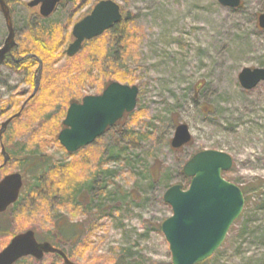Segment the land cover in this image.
<instances>
[{
  "label": "rangeland",
  "instance_id": "1",
  "mask_svg": "<svg viewBox=\"0 0 264 264\" xmlns=\"http://www.w3.org/2000/svg\"><path fill=\"white\" fill-rule=\"evenodd\" d=\"M30 1L11 6L14 40L28 46V25L35 35L44 28L47 33L40 37L48 44L63 36L58 56L70 43L75 21L100 0L66 1L47 18L25 6ZM112 1L123 19L127 17V34L123 41L105 33L93 48L94 40L80 51L79 59L87 57L93 64L89 79L78 88L84 95L95 94L100 82L109 81L113 65L121 62L128 80L117 83L138 89L135 115L125 116L70 156L48 136L53 132L51 117L63 109L62 101L43 109L32 105L26 111L38 114L31 131L39 128L48 134L42 145H30V134L16 125L7 131L8 125L0 141V180L14 173L22 177L20 157L42 154L48 162L38 172L74 164L65 180L72 190L78 184L79 193L69 201L63 197L72 191L24 199L36 185L33 174L24 175L17 202L0 214V250L13 236L31 230L36 239L59 245L76 264H171L159 228L172 215L163 195L173 185L188 187L182 168L193 155L215 150L232 158L223 178L240 188L244 207L221 246L200 264H264V82L252 90H243L238 82L243 69H264V30L258 27L264 0H241L237 9L223 7L218 0ZM6 36L0 12V49ZM29 46L36 49L32 42ZM68 63L63 55L52 69L62 70ZM26 78V72L0 64V126L25 107L34 90ZM45 119L49 122L40 127ZM179 124L187 126L191 143L175 151L170 140ZM1 145L8 155L15 153L5 165ZM65 224L72 225L78 237L64 238L60 228ZM15 264L63 263L47 254L40 261L24 258Z\"/></svg>",
  "mask_w": 264,
  "mask_h": 264
},
{
  "label": "water",
  "instance_id": "2",
  "mask_svg": "<svg viewBox=\"0 0 264 264\" xmlns=\"http://www.w3.org/2000/svg\"><path fill=\"white\" fill-rule=\"evenodd\" d=\"M61 0H31L27 7L39 6V15L50 16ZM223 7L237 9L241 0H218ZM0 12L3 15L7 36L0 49V64L15 46V32L10 9L4 0H0ZM122 21L120 7L112 0L98 2L90 14L77 22L72 29L74 42L66 49L67 57L76 55L84 41L100 37ZM258 27L264 30V14L258 19ZM41 66H39L38 75ZM243 90H252L264 82V69H243L238 75ZM38 79L32 96L37 91ZM138 89L135 86L110 83L99 96H87L82 104H71L62 121V129L57 140L68 153L73 154L95 142L107 129L113 127L124 114L136 107ZM13 117L0 126V140ZM191 135L186 125L175 127L170 140L173 150L187 146ZM3 165L9 155L1 145ZM233 164L232 158L223 152L204 150L193 155L183 166L182 172L190 179L187 189L173 185L163 195V202L172 211V215L160 225V230L168 243L171 264H200L210 258L223 243L230 227L239 218L244 198L236 185L226 181L222 174L228 172ZM22 188V177L18 173L5 176L0 181V214L13 205ZM46 254H57L63 264L71 262L59 249L48 242H37L31 230L13 236L8 245L0 252V264H15L22 258L32 257L41 260Z\"/></svg>",
  "mask_w": 264,
  "mask_h": 264
},
{
  "label": "trees",
  "instance_id": "3",
  "mask_svg": "<svg viewBox=\"0 0 264 264\" xmlns=\"http://www.w3.org/2000/svg\"><path fill=\"white\" fill-rule=\"evenodd\" d=\"M6 4L11 8V6L15 3L18 2V0H4ZM66 1H74V0H62L61 4H63ZM241 6H242V1H241ZM240 6V8H241ZM12 15V14H11ZM33 27L28 25V30L25 33L26 37L29 39L27 40L28 46H23L21 45L19 48L13 49L12 50V60H7V66L17 72L24 71L26 72V82L34 88L35 86V77L38 74V63L40 61L41 64V70L39 73V85L37 89V93L34 94V96H28L27 99L24 101L25 102V107L23 109L18 108L17 105L15 106V109H17V114L18 112L20 115L18 118L12 119L11 123L8 126L7 131H10L13 126L17 127L19 126L18 129L21 131L28 133L31 135V143L30 145H34L35 141H37L36 145H42L44 143L45 136L48 134H45V132H42L41 129L36 128L33 131L32 130V122L37 117L38 114H32L30 116V113H26L28 107H31L32 105H36L40 107L42 105L45 107H51L53 104L58 103L59 100L62 101V106L63 109L60 110L58 115H55L53 118L51 117L52 123L50 125V128H53L52 135H48L49 137H52V142L58 144L57 141V136L59 131L62 129V120L65 117L67 107L69 106L70 103L78 101V95H80V91L78 86L82 81L85 79H89L88 76V68L92 69V64L89 62V59L86 57V59H79V54L80 52L73 56L72 58H67V60L70 61L65 68L62 70H53L52 67L54 63L60 59L64 54L63 50V55L58 54L56 56V51H59V48H61V44L63 43L62 39L59 38L58 42L56 40L52 44H48L43 41V39L40 37L41 35H45L47 32L44 28H42V33L40 34H33ZM110 34L111 36H117L122 38L123 41L125 39V35L127 34V17H124L122 22L116 26H114L111 30L106 32ZM32 37V38H31ZM70 38V37H69ZM33 39V40H32ZM96 39L93 42H86L84 43L82 50L86 48V46L90 43L93 45L95 43ZM32 42L33 45L36 47L35 48H30L29 43ZM126 43L124 42V46ZM93 51H91L90 54H92ZM115 64V63H114ZM121 62L116 63L113 65L114 68H112L111 73L107 74L109 77V81L102 83L100 82V85L98 87L97 93L101 92L107 84L114 82V81H123V80H128V73H126L123 69L122 66L120 65ZM95 65L100 69V64L95 63ZM101 71V70H100ZM131 81V80H130ZM78 88V89H77ZM8 109L3 106L1 109V113L7 112ZM39 111V110H38ZM14 114V115H15ZM13 115V116H14ZM135 113H132L128 116L134 117ZM127 116V115H126ZM47 122H49L48 119H45L42 121L40 124L41 126H46ZM12 127V128H11ZM45 128V127H44ZM43 128V129H44ZM60 129V130H59ZM47 133H51L47 131ZM130 134V132H128ZM3 138V135H2ZM191 143V142H190ZM190 145V144H189ZM26 146V145H24ZM59 146V144H58ZM29 147V146H28ZM60 147V146H59ZM26 148V147H25ZM31 149V148H29ZM61 150H63L60 147ZM64 151V150H63ZM180 151V150H177ZM15 154V153H14ZM14 154L10 153L9 157L11 161L14 158ZM20 157V160L24 162V167L22 171V177L26 174H33V178L36 180V185L32 187L30 192H27L26 195L24 196L25 198L28 197H40V199H46L48 194L50 193H56L63 191V193L67 194L68 191H72L65 195L63 197V201H69V199H75L76 194L79 193V186L78 184L74 185V190L71 189L70 185L66 183L67 179L69 176L72 175L71 169L74 166V164H65L61 166H56L55 168L52 169H47L46 171H41L38 172L39 169L43 168L46 163L48 162L46 160V156L39 154L35 155L30 158H24ZM183 175V174H182ZM187 182V186L189 185L190 180L188 178H185ZM62 184V187H61ZM20 199L19 201H21ZM62 200V199H61ZM18 204V203H17ZM160 228V225H159ZM62 230L64 238L66 236L71 237H78L76 235L77 231H74L73 226L69 224L62 225L60 228V231ZM38 242H49L53 244L54 246H58L54 244L50 239L43 238L42 240H38ZM58 257V256H56ZM31 258V257H27ZM33 259V258H31Z\"/></svg>",
  "mask_w": 264,
  "mask_h": 264
},
{
  "label": "flooded vegetation",
  "instance_id": "4",
  "mask_svg": "<svg viewBox=\"0 0 264 264\" xmlns=\"http://www.w3.org/2000/svg\"><path fill=\"white\" fill-rule=\"evenodd\" d=\"M61 1H62V0H61ZM100 1H102V0H100ZM100 1H98V2H100ZM98 2H95V4L98 3ZM59 5H61V2L58 4V6H59ZM25 6H27V3L25 4ZM28 8H29V7H28ZM9 9H10V15H11V8H9ZM32 10L37 11V13L39 14V6L33 7ZM90 12H91V11H90ZM90 12H89L88 14H85L83 17L77 19V20L75 21V23L73 24V26H72V28H71V31H70V36H69V37H70V38H69V40H70L69 42H70V43L67 45V47H68L71 43L74 42V38H73V36H72V29H73L74 25H75L77 22H79L80 20H82L84 17H86L87 15H89ZM11 19H12V24H13V16H12V15H11ZM28 24H29V23H28ZM29 26H31V25L29 24ZM13 27H14V26H13ZM14 32H15V31H14ZM107 32H108V31H107ZM86 42H87V41H84V42L82 43L81 50H82V47H83L84 43H86ZM21 44H22V41L19 42V40H16V39H15V46L11 49L9 56L7 55L6 58H5V60H4L3 63H1V64H5V65H7V64H6V63H7V60H10V59L12 60V59H13V58H12V50H13V49H16V48H19V47L21 46ZM2 46H3V45H2ZM1 48H2V47H1ZM66 49H67V48H65V50H64V52H65V56H66V58H70V57H67V55H66ZM81 50H80V51H81ZM80 51H79V52H80ZM79 52H78V53H79ZM38 76H39V75H38ZM36 79H38V77H35V79H34L35 82H36ZM109 84H110V83H109ZM109 84H107V86H108ZM107 86H106V87H107ZM106 87H105V88H106ZM105 88H104V89H105ZM104 89H103V90H104ZM103 90H102L101 92H99V93L96 92L95 94H86V95H84V94L81 92V93H80V96H79V98H78V101L70 103L69 106H70L71 104H73V103H75V104H80V105H81V104H82V101H83V99H84L85 97H87V96H99V95H101V93L103 92ZM31 94H32V92H31ZM31 94H30V95H31ZM69 106H68V107H69ZM67 109H68V108H67ZM66 112H67V110H66ZM65 116H66V114H65ZM124 117H125V116H124ZM124 117H123V119H124ZM123 119H122V120H123ZM122 120H121L120 122L116 123L113 127L115 128L117 125H119V124L122 122ZM113 127L107 129L106 132H108L109 130H111ZM62 129H64L63 126H62ZM106 132H105V133H106ZM3 178H4V177H3ZM3 178H2V179H3ZM2 179H1V180H2ZM1 180H0V181H1ZM76 237H77V236H76ZM76 237L73 236L72 239H74V238H76ZM51 245L54 246L53 244H51ZM54 247H56V246H54ZM56 248H57V249H60V248H59V245H58V247H56ZM3 249H4V248H3ZM3 249H2V250H3ZM2 250H0V252H1ZM60 250H61V249H60ZM62 251H64V250H62ZM52 255H54V256H58V255H56V254H52ZM58 257H59V256H58ZM59 258H60V257H59Z\"/></svg>",
  "mask_w": 264,
  "mask_h": 264
}]
</instances>
